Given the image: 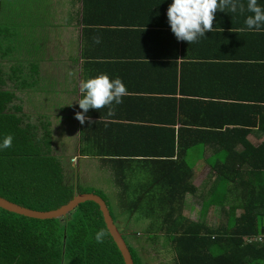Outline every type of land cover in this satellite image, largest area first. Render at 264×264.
Masks as SVG:
<instances>
[{
  "label": "crops",
  "instance_id": "crops-1",
  "mask_svg": "<svg viewBox=\"0 0 264 264\" xmlns=\"http://www.w3.org/2000/svg\"><path fill=\"white\" fill-rule=\"evenodd\" d=\"M61 1L22 0V13L44 21L40 31H46L49 44L36 72L63 88L57 91L61 105L53 107L60 120L55 128L51 121L44 123L49 124L53 147L59 144L56 129L70 128L72 134L63 137L64 152L71 148L74 169L88 181L82 183L93 186L84 188L114 193L110 178L126 173L121 165L128 161L137 165L135 173L157 174L159 150L173 146L167 142L169 133H175V153L180 147L193 167L191 179H200L201 193L223 181L264 179V30L239 31L253 15L247 8L245 18L217 11L216 30L189 44L171 31L166 17L172 0H65L64 12ZM257 2L264 8V0ZM225 32H232L227 44ZM85 55L120 68L115 79L125 84L128 95L112 106L115 115L109 116L108 108L87 112L93 123L82 125L75 118L82 112L79 83L107 74L95 62L85 69ZM44 133L39 137L46 139ZM145 147L156 153L137 156V148ZM131 158L144 160H127ZM104 176L109 179L100 181Z\"/></svg>",
  "mask_w": 264,
  "mask_h": 264
},
{
  "label": "trees",
  "instance_id": "trees-1",
  "mask_svg": "<svg viewBox=\"0 0 264 264\" xmlns=\"http://www.w3.org/2000/svg\"><path fill=\"white\" fill-rule=\"evenodd\" d=\"M21 1L0 0V17L3 23L8 20L4 12L7 7L11 13L10 26L2 25L0 21V39L3 37L5 41L6 38L7 44L5 50L0 45V56L4 58L12 55L9 53L10 49L14 50L8 44L11 35L22 30L17 19ZM245 2L247 5L246 0ZM246 5L244 4L243 13L228 9L225 12L227 15L234 13L245 18ZM32 23L31 26H34ZM218 26V19L215 17L213 27ZM231 33H224L225 44L233 40L229 38ZM38 47L39 45L33 49L26 48L13 55L16 58L22 52L37 54L33 55L31 62H27L28 74H24L20 58L17 59L19 64L11 65L8 72L0 66V144L6 136L13 137L11 148L0 150V195L38 210L58 208L80 192L100 194L111 210L109 198L115 196L119 211L129 213L128 221L151 219L152 229L140 233L148 238L164 237L165 243L169 244V253L173 254L172 264H264V179L223 181V185L216 184L215 187L204 190L200 194L199 217L190 219L182 212L184 195L186 192L196 194L198 188L191 179L193 167L180 154L182 149L178 147L179 154L175 153V133L167 135V142L173 145L170 150L165 151L164 146L160 145L162 148L154 159L160 163L157 174L151 176L145 170L135 173L137 165L128 161L121 167L123 172L131 170L132 174L120 173L113 177L111 182L114 183V193L84 188L82 182H79L77 168L74 169L71 161L64 160V156H60L57 149H54L49 124L42 121L34 123L31 120L25 122L23 117L29 115L24 113L22 105L13 102L17 98L16 91L6 87L9 81L14 83L17 91L30 88V92H52L54 87L36 72ZM85 57L88 59L84 64L85 69L95 62V67L106 71L109 78L112 76V80L120 70L116 67L114 69L110 63H100L96 59L93 61L94 56ZM98 112L95 109L88 111ZM40 131L45 132L43 138L46 139L39 137ZM160 140L163 145H167L161 136ZM187 149L184 148V152ZM136 152L140 154L137 156L143 157L156 153L149 147L144 150L137 148ZM65 156L67 157L66 154ZM212 208L219 211L217 221L209 217ZM238 210L241 213L238 214ZM137 211L142 215L139 219L134 218ZM111 212L117 221L116 215L112 210ZM127 228L124 225L119 227L134 263L144 264L133 241L140 237L139 232L129 231ZM101 229L107 235L103 243H97L95 235ZM0 264H125V261L106 226L100 206L95 201L88 200L61 218L39 219L0 207Z\"/></svg>",
  "mask_w": 264,
  "mask_h": 264
},
{
  "label": "clouds",
  "instance_id": "clouds-1",
  "mask_svg": "<svg viewBox=\"0 0 264 264\" xmlns=\"http://www.w3.org/2000/svg\"><path fill=\"white\" fill-rule=\"evenodd\" d=\"M225 9L243 13L245 6L240 0H172L167 10V18L177 40L192 44L204 37L206 32L216 30L213 27L215 14L217 11L225 12ZM247 11L253 15H249L245 20L247 28L239 31L264 30V8L258 5L257 0H247ZM95 42L99 43V38H96ZM79 95L77 102L82 112H77L75 118L83 125L86 120L89 124L93 123L91 118L85 115L90 109L100 111L108 108V115H115L112 105L122 103V98L128 95V90L119 78L112 80L108 75L101 74L87 81L81 80ZM12 141L11 135L6 136L0 144V150L11 148ZM106 235L105 230H99L95 235L96 242L103 243Z\"/></svg>",
  "mask_w": 264,
  "mask_h": 264
},
{
  "label": "rangeland",
  "instance_id": "rangeland-1",
  "mask_svg": "<svg viewBox=\"0 0 264 264\" xmlns=\"http://www.w3.org/2000/svg\"><path fill=\"white\" fill-rule=\"evenodd\" d=\"M63 3H66V1L62 0L60 2V4H61L60 10L62 12L65 11V8H62ZM63 14H65V13H60V15L58 13V16H62ZM0 21L2 22L1 17H0ZM19 23H21V22L18 21V24ZM66 31H77V29H75V30L74 29H71V30L67 29ZM55 34H56V31L51 33L52 36H54ZM0 37H1V35H0ZM24 38H29L30 43H31L30 45L32 46L34 42H36L38 44L37 39L40 38V36L35 35V34H30V33L26 34V31L21 30L19 35L15 36V38H13L14 41H18V43H16V42L14 43L15 46L17 44L22 43ZM40 43L42 44L43 47H45L46 43L49 44V40L48 39H46L45 41L42 40ZM39 53H41V52L39 51ZM14 54L16 55V52H14ZM35 54L36 53H32V55H30L29 53H26V52H25V54L23 52H22V54H17L16 59H19V58L22 59L21 63H22V66L24 67L23 68L24 74L29 72V67L27 66V62H29L30 59L33 58V55L35 56ZM38 56H39V54H38ZM17 63L19 64V61L9 60V62H8L7 57L4 58V57L0 56V66H2L3 70L6 72L10 71L11 65H15ZM49 69L51 71L52 68L49 67ZM45 81H47V79H45ZM49 82H51L52 86L54 87V90H52L53 93L48 98L46 97V102H44V107L42 109L44 112H40V113L44 114V115L41 114L42 117H40L38 114V110H39V106H40V103L38 104V99H36V100L32 99L30 101V106H29L27 103L28 99H26L25 95H24L26 90H24V91L19 90L17 92V98L13 102H14V104L22 105L24 108L27 109V110H24V108H23L24 113L29 115V117H26V116L23 117L25 122H27L28 120H31L32 122L34 121L37 123L39 121H42V122L51 121L53 123V127L55 128L56 119L60 120L61 114L56 112V110L53 107H54V105L55 106L61 105L62 98L57 91L63 92V88L62 89H61V87L58 88L56 85H54V83L51 80H49ZM6 87L12 90L15 86H14V83H10L8 81L6 84ZM31 92H33V91H31ZM40 94L46 95V92L42 91V92L38 93L39 96H40ZM24 98H25V103L23 105ZM48 108H50L52 110H49ZM25 122H24V124H25ZM63 123H64V121H63ZM39 130H42V129H39ZM55 133L60 138H58V142H59L58 146L57 147L55 146L54 149H57V152L60 153V156H64V158H65L64 160L70 161V155L72 153V150H71V148H68L66 150V153L64 152L65 141L63 140V137L65 139L66 136H70L72 134V132H70V128L69 127L66 128V126L61 125L58 130L56 129ZM61 137H62V140H61ZM57 152H55V153H57ZM65 154L67 155V157L65 156ZM73 160H74V158H73ZM108 179L109 178L107 176H104V179H99V180L100 181L101 180L107 181ZM89 180L91 182H95L96 179L94 177L93 179H89ZM110 180H112V179L110 178ZM79 182H88V181H87V179H84V180L80 179ZM192 182L196 187L198 185L197 188H199V183H200L199 178L196 180L192 179ZM82 185L87 186V187H90V186L93 187L92 185H87L84 183H82ZM200 188H201V186H200ZM200 188L196 192V194H192L191 192H186L184 195V202H183L184 205L182 206V212L185 216H188L190 219L195 220V219H198V217H199V211L201 209V203L200 204L197 203V200H198V196L201 193ZM109 201H110L111 210L114 212L117 219L119 220V221L118 220L116 221L117 225L119 227H121V225H124V226L128 227L127 229L129 231L135 230V231L139 232L138 236H140V237H138V239L133 240V241H135V244H136L137 248L139 249V253L144 260V264H172L173 254L169 253V250L167 249L169 244L165 243L166 241H165L164 237L160 236L162 238H160V237L148 238L147 235H143L140 233V232L146 231L148 229H152L151 228L152 227L151 226V219L149 221L148 218L147 219L143 218L140 220V222L138 220H134V219H132L131 221L130 220L128 221V219L130 217L129 213L125 210L122 211V213L119 211L115 196H110ZM218 213H219V211H214V209L212 208V209H210L209 217H211L214 221H217L219 216H220ZM239 213H241V210H238V214ZM141 216H142L141 212H139V211L134 213L135 219H139V217H141Z\"/></svg>",
  "mask_w": 264,
  "mask_h": 264
},
{
  "label": "water",
  "instance_id": "water-1",
  "mask_svg": "<svg viewBox=\"0 0 264 264\" xmlns=\"http://www.w3.org/2000/svg\"><path fill=\"white\" fill-rule=\"evenodd\" d=\"M88 200L95 201L100 206L106 226L110 234L112 235L114 241L116 242L117 246L119 247L123 255L125 264H135L128 243L124 238L122 231L119 229L112 215V212L109 208V205L107 204L106 200L98 193L95 192L77 193L67 203L59 206L58 208L49 209V210H38V209L30 208L0 195V207L7 209L11 212H15L39 219L61 218L74 211L80 205V203L86 202Z\"/></svg>",
  "mask_w": 264,
  "mask_h": 264
},
{
  "label": "flooded vegetation",
  "instance_id": "flooded-vegetation-1",
  "mask_svg": "<svg viewBox=\"0 0 264 264\" xmlns=\"http://www.w3.org/2000/svg\"><path fill=\"white\" fill-rule=\"evenodd\" d=\"M9 9L10 8H8L7 7V9L4 11L5 12V14H6V16L8 17V20L6 21V23H3L4 21H2L1 22V24L3 25V24H7V25H9L10 26V17H11V13H10V11H9ZM17 14V12L15 13V15ZM18 14H19V16L17 17V19H18V21H20L21 23V29L23 30V31H26V34H28V33H30V34H35V35H39L40 36V38H38L37 39V42H38V44L36 43V42H34L33 43V45L31 46L30 44V40H29V38H24L23 39V42L22 43H20V44H17L16 46H15V42L16 43H18V41H14L13 40V38H15V36H18L19 35V33L21 32V31H19L18 33H13L12 35H11V38H10V40H8V44H10L11 46H13V48H14V50H9L10 52L9 53H11L12 55L10 56V57H7V60H8V62H9V60H11V61H15V60H17L13 55H15L14 54V52H18V51H25L26 50V48H30V49H32V48H35V46L36 45H39V47L37 48V52H38V54H39V57L37 58V59H35L36 61H41L42 59V61H44V56H45V47H43L42 46V44L40 43L42 40L43 41H45L46 39H48V37H46V31H40V30H42L43 29V27H44V25L42 26V24H43V22L44 21H42L41 19H37L36 18V16L34 17V20L32 21V20H29V19H26V17H25V15L22 13V4L20 5V12H18ZM17 16V15H16ZM14 18V17H13ZM14 20H15V18H14ZM16 21V20H15ZM33 22V23H32ZM14 23V22H13ZM29 23H32V24H35L34 26H31ZM42 26V27H41ZM25 28V29H24ZM9 32V31H8ZM3 44V45H2ZM0 45H1V48H2V50H5L6 49V46H7V44H6V38H5V41L3 42V37H2V40L0 39ZM39 51L41 52V53H39ZM43 57V58H42ZM31 62V61H30ZM30 64V63H29ZM13 91H16V93L18 92L17 91V89H15V88H13L12 89ZM26 91H25V93H24V95H25V98L26 99H28V101H27V103H28V105L30 106V101L33 99V100H36V99H38V104L40 103V106H39V110H38V112L39 111H41V104H43L44 102H46V97L48 98L49 96H46V95H48V94H46V95H44V94H40V96L38 95V93H40V92H30V88H26L25 89ZM42 92V91H41ZM25 98H24V101H23V105H24V103H25ZM24 108V107H23ZM24 110H27L26 108H24Z\"/></svg>",
  "mask_w": 264,
  "mask_h": 264
}]
</instances>
